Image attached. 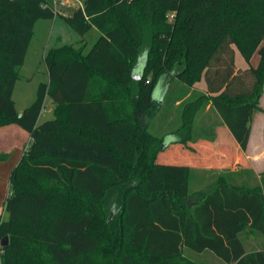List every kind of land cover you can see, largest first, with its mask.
Returning a JSON list of instances; mask_svg holds the SVG:
<instances>
[{"label": "trees", "instance_id": "16d2710c", "mask_svg": "<svg viewBox=\"0 0 264 264\" xmlns=\"http://www.w3.org/2000/svg\"><path fill=\"white\" fill-rule=\"evenodd\" d=\"M78 1L64 22L99 38L87 53L85 43L47 50L49 82L18 112L13 92L35 25L56 16L52 0H0V128L18 125L31 139L9 177L0 264H207L186 250L264 264V247L246 253L243 241L264 239V171L210 169L197 189L207 179L192 158L158 161L168 135L182 153L215 142L219 127L246 151L264 93V0ZM235 50L246 69L237 70ZM171 74L177 98L161 103L155 90ZM47 97L54 117L39 123ZM208 107L217 122L198 121ZM114 196L116 225L102 215Z\"/></svg>", "mask_w": 264, "mask_h": 264}, {"label": "rangeland", "instance_id": "374dc122", "mask_svg": "<svg viewBox=\"0 0 264 264\" xmlns=\"http://www.w3.org/2000/svg\"><path fill=\"white\" fill-rule=\"evenodd\" d=\"M70 5V10L78 7V3L74 0L68 1ZM63 17L58 16L54 20H39L34 28V33L32 39L29 44V48L26 54V58L24 64L21 68L20 75L21 79L16 83L14 87L13 100L15 106L23 111L24 109L31 106L37 98L38 88L42 83H48V74L47 68L44 62V55L47 50L53 48L57 42V37H61V41L66 44H77L82 39L78 36L75 31L71 28L63 26L64 25ZM99 31L93 28L89 31L86 36L83 38L86 43L85 53H87L93 44L99 38ZM237 58L235 59L236 68L238 69H246L248 66L240 53L236 50ZM251 63L253 65H257L258 56L255 55L252 58ZM160 84V83H159ZM201 85H197V90L204 91L205 89L201 88ZM195 87L193 88V90ZM156 93V92H155ZM45 111L41 114L40 123H43L47 120L52 119L53 116V108L54 105L51 102V99L47 97L45 103ZM20 111V112H21ZM173 118L177 116V112L175 109L172 111ZM169 117V119L171 118ZM160 118L157 115L154 121ZM262 118H264V93L259 102V109H257L254 113L253 118V127L257 128L260 126L262 122ZM217 120V115L212 112L209 107L206 109L205 114H200L198 121L214 123ZM262 128V127H261ZM228 130L226 127L218 128V140L214 143H206L201 142L198 146H185L182 149V153L177 151V149L169 150L166 147L167 152H161L159 154L158 161L163 162L168 160V162L182 160L181 157H185L184 161H188L189 158L193 159V163L197 164L200 168L212 167L215 166L216 163H220L221 166L227 167V165L232 167H244L246 161V153L242 152L237 148L235 142L230 139L228 134ZM255 137L254 140H257L256 132L254 131ZM169 137L172 135H168L165 138L169 140ZM31 144V143H30ZM163 146H165L163 144ZM194 150L193 152H189ZM249 156L255 157V153H250ZM237 162V163H236ZM191 164V163H190ZM205 171V170H204ZM207 171V170H206ZM192 190H196L194 185H191ZM122 209V199L118 196H114L112 201L107 205V207L103 206L102 215L104 217H111L113 224H117V220H119V216L121 214ZM3 214V208L0 207V215ZM4 218H7V214L4 211ZM196 258V254H194Z\"/></svg>", "mask_w": 264, "mask_h": 264}, {"label": "crops", "instance_id": "0c3cea01", "mask_svg": "<svg viewBox=\"0 0 264 264\" xmlns=\"http://www.w3.org/2000/svg\"><path fill=\"white\" fill-rule=\"evenodd\" d=\"M78 6H79V3H78ZM65 25L68 27V25L66 23H64L63 26H65ZM84 43H85V40L81 39L79 43L69 44V45L80 46ZM64 44L66 45V43H63L61 41V37L58 36L57 42H56L54 47H56L58 45H64ZM235 52H236V50H235ZM84 53H85V50H84ZM236 53H235V59L237 58ZM258 62H259V58H258ZM257 65H258V63H257ZM257 65H253V66H257ZM175 81H176V79H175L173 74L163 78L155 90V92H156V93H154L155 100L160 101L162 103L163 100L166 99V96L168 94H172V96L176 99L177 98L176 91L178 89V85L176 84ZM48 82H49V79H48ZM199 85L202 86L201 88L206 89V83L205 82H202V84H199ZM179 104H180L179 101L176 102V105H179ZM16 109L18 110V112L21 111L17 107H16ZM54 109H55V106L52 110L53 113H54ZM21 112H23V111H21ZM175 117L173 118V116H171L169 121H172L173 119H175ZM40 119H41V116H40ZM40 119H39V123H40ZM217 121L218 120H216L215 122H217ZM254 131L256 132L257 140H254V137H255ZM251 133L252 134L250 136V140H249L247 149L245 151L247 159L245 161L244 167H232V168H230L228 165H227V167H223L220 165V163H216L215 166H212V167L210 166L209 168L208 167L200 168L197 164H195L193 162H190L191 164L190 163H187V164L196 170V174L200 179L202 177L203 178L206 177V179H207V177H211V174H208L206 172V170L209 171L210 169H229L232 172L239 171L242 169H250L251 171H253V173L255 174L256 177H259V175L264 171V118H262V122H261L260 126L257 128L253 127V122H252ZM228 134L230 136V139H232L234 141L230 132ZM175 140H176L175 136L169 137V140L167 139V141H165V146L166 147L171 146L170 148L180 149L181 146L173 145ZM217 140H218V129H217V138L215 141H217ZM30 142H31V139H30L29 134L18 125L13 124L10 126H5V127L0 128V153L5 154L8 157L5 160L0 161V207L3 208V214L0 215V221L5 219L4 218V211H5L4 203H5V200H6L7 196L10 193V190H11L10 189V182H9L10 174L12 173V170L15 168V166L20 161L25 150L30 146ZM235 144H236L237 148L239 149V146L237 145L236 142H235ZM198 145L199 144L192 145V146H198ZM249 152L255 153L256 156L255 157L249 156ZM166 162H168V161L166 160ZM172 162L179 163L176 161H172ZM183 164H186V163H183ZM201 180H203V179H201ZM209 181L210 180H208V179L203 180V182L197 181V183L195 185H196L197 189H200L206 182H209ZM243 241H244V245L246 248V253H250L253 251H259V250H262L264 247V239L261 238L260 236H254L253 234H250V233L244 235ZM186 253L187 254H193V256L195 254V253H191L188 250H186ZM196 258L201 260V262H205L207 264H221V263H219V261H217L214 254L210 251H205L203 253H196Z\"/></svg>", "mask_w": 264, "mask_h": 264}, {"label": "built area", "instance_id": "2783aa9c", "mask_svg": "<svg viewBox=\"0 0 264 264\" xmlns=\"http://www.w3.org/2000/svg\"><path fill=\"white\" fill-rule=\"evenodd\" d=\"M68 1L70 0H52L51 5H48V7H50V9L53 11L56 17L58 16L66 17L70 13V5ZM74 1L78 2L79 6H82V2L78 0H74ZM170 17L173 19V15H171Z\"/></svg>", "mask_w": 264, "mask_h": 264}, {"label": "water", "instance_id": "95a60500", "mask_svg": "<svg viewBox=\"0 0 264 264\" xmlns=\"http://www.w3.org/2000/svg\"><path fill=\"white\" fill-rule=\"evenodd\" d=\"M144 66H145V56H143V57L139 60L137 66H136L135 69H134V75H133V76H134V79H140V78H141V74H142V72H143ZM165 147H166V146H164L163 149H164ZM111 219H112V215H111V217H110V220H111ZM8 242H9V237L4 238V239L2 240V242H1V246H3V247L7 246V245H8Z\"/></svg>", "mask_w": 264, "mask_h": 264}]
</instances>
